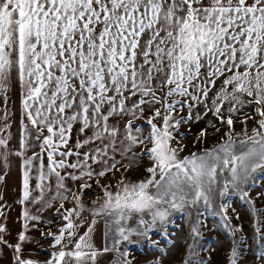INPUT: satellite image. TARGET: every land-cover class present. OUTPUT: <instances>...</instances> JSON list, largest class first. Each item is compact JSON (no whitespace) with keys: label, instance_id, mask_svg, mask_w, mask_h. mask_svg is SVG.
<instances>
[{"label":"snow or ice","instance_id":"6c2138e0","mask_svg":"<svg viewBox=\"0 0 264 264\" xmlns=\"http://www.w3.org/2000/svg\"><path fill=\"white\" fill-rule=\"evenodd\" d=\"M13 77L22 90L26 120L36 130L35 138L41 141L40 152L23 161L21 203L29 199L34 167L39 181L35 188L42 196L51 174L58 178V187H64V177L58 169L78 170L80 175L69 174L73 180L94 174L105 176L119 163L114 155L110 156V150H118L117 144L122 146L121 156L126 157L133 145L150 142V176L138 183L121 179L115 195L105 187L107 199L94 215L110 210L109 214L119 211L123 218L124 210L129 214L142 213L162 202L180 209L188 196L185 186L195 193L189 203L195 204L201 198L207 203L205 187L216 182L217 168L231 174L221 195L229 184L236 187L247 182L257 169H264V0H0V94L7 92ZM218 80L220 86L210 97ZM164 89L163 112L156 109L146 120L151 127L149 135H135L143 129L134 128L132 121L143 116V105L161 103L156 93ZM173 97L182 99L169 103ZM209 99L210 107L205 103ZM224 102L229 104L226 118L222 112ZM200 103H205L206 110L221 122L226 120L228 140L210 151L179 159L182 149L171 147L170 129L192 120L193 107ZM246 105H254L260 119L251 134L244 129L245 139L240 144L246 150L236 154L234 118ZM185 106L186 117L173 116ZM117 116L131 117L124 126L127 145L117 139L119 128L110 123ZM157 117L162 119V126L154 123ZM6 118L5 113L0 120ZM195 118L200 119V114ZM252 118L244 114L241 123ZM76 125L83 139L71 142ZM7 127L4 124L0 131ZM45 131L48 135H44ZM205 131L199 135L204 136ZM30 135L27 124L23 125L17 156L24 155ZM89 145L93 147L80 151ZM7 146L8 139L0 135V148ZM220 153H224L223 157ZM7 155V151L0 152V159L6 160ZM71 157H76L75 162H70ZM128 159L126 167L137 162L132 157ZM89 161L102 162L107 167L94 173ZM150 186L157 191L150 192ZM247 195L243 193V197ZM169 196L171 199L166 200ZM75 199L77 207H82L81 197ZM73 212L75 209L67 210L63 219L68 223L58 235L52 234V247H61L45 264H88L89 260L95 264L98 252L89 242L91 228L73 247L64 243L65 233L72 242L74 232L69 230L78 227L70 219ZM167 214L166 210L157 209L153 221L163 220ZM24 215L27 217L28 213ZM224 219L227 226V216ZM140 223L145 222L141 219ZM4 231L0 226V232ZM118 231L122 239L128 240L124 228ZM256 231L260 233L259 228ZM260 239L264 240V235ZM24 240L21 233L19 241ZM0 243L6 241L0 237ZM13 247L15 264H36L21 259L20 243ZM261 247L259 258L264 261V245ZM123 255L126 259L127 253ZM237 260L233 247L230 264H237ZM126 264L131 262L126 259Z\"/></svg>","mask_w":264,"mask_h":264},{"label":"rangeland","instance_id":"374dc122","mask_svg":"<svg viewBox=\"0 0 264 264\" xmlns=\"http://www.w3.org/2000/svg\"><path fill=\"white\" fill-rule=\"evenodd\" d=\"M220 83L218 80L217 87L209 93L210 97L218 90ZM17 84L13 77L7 92L0 94V99L3 100L2 105L5 106L10 101L9 106L14 104L15 110L19 99H21V105L23 99L22 91L18 95L17 90H13ZM166 90H157L156 95L161 99V103L143 105V116L132 121L134 128L141 127L143 129L140 133L141 137H147L151 131V127L146 123L147 118L153 116L156 109L163 112V97ZM173 99L182 98L173 97L168 102L171 103ZM205 103L209 107L211 106L210 99ZM205 103L194 105L192 120L181 123L178 129H170L173 133V139L170 141L171 147L182 149L178 152L179 159L190 157L193 153L199 155L210 151L228 140L225 135L229 131L226 120L221 122L211 111H207ZM228 107V102H224L222 112L225 118L228 115ZM254 108V105H246L234 118L232 132L236 154L246 150V146L240 144V141L245 139L244 129L246 128L251 134L252 129L258 127L256 121L260 117L256 115ZM196 114H200L201 118L196 119ZM244 114L253 117L248 119L246 124L241 123ZM187 115L186 106L178 113H173L176 118ZM154 123H157L158 127L162 126V119L157 117ZM21 124L22 127L27 124L29 130H32L36 137V130L26 120L23 105ZM202 130H206L204 136L199 135ZM44 133L48 135L46 131ZM237 133L240 135L237 136ZM151 147L150 142L146 141L143 144L140 159L132 167H116L113 172H109L103 177L97 176L89 184L90 187L77 188L78 190H75L70 201L58 210L59 214L57 213L55 216V223L53 222L51 225L52 234L58 235L59 230L68 223L63 219V216L67 214L69 208H72L70 206L72 203L77 204L76 196L81 197L79 204L89 206L94 213L107 199L104 195L105 187L115 195L119 191L117 185L121 179L125 183H138L149 178L150 174L147 169L153 166V162L148 158L147 149ZM220 155L223 157L224 153H220ZM156 179L159 180V175L156 176ZM230 180L231 174L227 169L221 171V168H217L216 182L205 187L208 195L207 203L203 198L195 204L189 203L188 201L192 200L195 193L185 186L188 196L180 209L172 208L169 203L162 202L155 205L152 210H145L142 213L132 212L129 214L124 210L123 218L119 211H111L109 214L110 210H105L96 215L103 222L105 247L111 254L107 264H126V259L131 264H230L233 247L238 253L237 264H264V261L259 258L261 246L264 245V240L260 239V236L264 235V169H257L249 176L247 182L239 183L236 187L229 184L227 192L221 195L225 182ZM208 188L211 191H207ZM149 191L155 193L157 189L150 186ZM244 192L248 193L246 197H243ZM165 199L170 200L171 197ZM177 202L179 203L178 199ZM157 209L166 210L168 214L163 220L157 218L153 221V213ZM225 216L228 218L227 226ZM141 219L145 223L141 224ZM120 228L125 229L128 240L122 239L119 235ZM194 228L197 229V232H193ZM257 228L260 229V233H257ZM233 229L236 231L233 232ZM52 234L49 232L48 236L43 238L44 246L34 253L25 254L26 256H22L21 259L34 261L36 264H45L51 258V254L57 252L56 247H52L54 243ZM116 241L120 242L117 244ZM125 252L127 253L126 259L123 255Z\"/></svg>","mask_w":264,"mask_h":264},{"label":"crops","instance_id":"0c3cea01","mask_svg":"<svg viewBox=\"0 0 264 264\" xmlns=\"http://www.w3.org/2000/svg\"><path fill=\"white\" fill-rule=\"evenodd\" d=\"M13 90H17L18 95H20V92L22 91L18 84ZM2 101L3 100L0 99V117H3L6 113L7 118L5 120H0V128H2L4 124H7L8 127L3 128V131H0V135L8 139V146L7 149L0 148V152L7 151L8 155L6 160L0 159V177H3L2 181H0V197H2L0 198V211L3 213L0 215V226H3L5 229L4 232H0V237L6 241V243H0V264H15L14 257L16 253L13 246L17 243L21 244L23 248L21 257L34 253L39 250L41 246H44L43 238L48 236L49 232L52 234L53 231H51V225L53 222L55 223V216L57 215L58 210L62 208L61 205L70 201L77 188L79 189L82 184L92 183L98 175L94 174L91 178L84 176L82 179L73 180L69 174L80 175L78 170L71 168L58 169L61 176L64 177V187H58V178L55 174H51L49 179L45 181L46 187L41 196L40 190L35 188L36 183L39 181L35 178L36 171L34 167L32 173H30L29 199L24 200L23 203H21L24 193L23 161L31 157L33 154L40 152L41 141L37 140L32 130H30L31 135L28 138L29 146L24 150V155L17 156L15 154L16 152L21 151L20 141L23 132L21 124V99H19V103L17 102L18 104H16V110L13 104L16 102H13V105L10 107V101L6 103L5 106L2 105ZM129 119H131L130 116H117L110 120V123L115 124L119 128L118 140H124V126ZM134 134L140 136V133L137 134L134 132ZM44 135L46 134L44 133ZM77 139H83L78 132V125L73 128L71 142H75ZM128 143L127 140H124V145H127ZM142 146L143 144L133 145L131 151L127 152V156L122 157L121 152L119 151L122 146L117 144L116 147L118 150L115 153H112L110 150V156L114 155L115 159L119 161L116 167L126 166L129 164L128 157H132L137 162L139 161ZM89 147L93 146H86L80 151H87ZM69 160L70 162H75L76 157H71ZM44 163L45 165L48 163L46 155L44 157ZM108 163L111 164L112 160L109 159ZM89 164H91L94 173H99L107 167V165H104L102 162L93 164L89 161ZM45 171H47V169H45ZM113 171L114 169L110 172ZM80 205H82V207H77V204L73 203L70 205L72 208L69 209H75L71 220L78 227L69 230L74 232L72 242L68 241V233H65L66 239L64 243H67L69 248L73 247L74 242L78 240L79 237L84 236L85 233H88L89 228H91L92 231L89 233V242L94 245V248L98 252L95 264H107L111 258V254L108 251H103V249L106 248L103 222L94 215L89 206L87 207L83 204ZM25 212L28 213L27 217L24 215ZM77 213L79 215H77ZM63 214L65 213L63 212ZM30 217H35V219ZM21 233L25 236L24 241H19ZM60 247V245L56 246L57 252L60 250ZM88 264H93V262L89 260Z\"/></svg>","mask_w":264,"mask_h":264}]
</instances>
